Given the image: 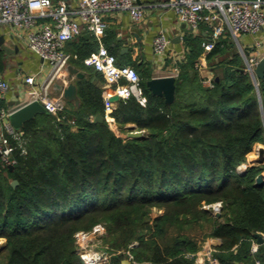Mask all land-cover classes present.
Returning <instances> with one entry per match:
<instances>
[{
    "label": "trees",
    "instance_id": "16d2710c",
    "mask_svg": "<svg viewBox=\"0 0 264 264\" xmlns=\"http://www.w3.org/2000/svg\"><path fill=\"white\" fill-rule=\"evenodd\" d=\"M226 37L207 54L212 87L193 66L204 34L189 38L193 71L180 64L171 102L153 94L150 75L133 65L146 103L119 98L111 115L120 127L135 123L139 136L116 134L103 89L82 80L73 115L63 107L22 123L26 153L14 147L11 168L0 158V264H120L124 257L129 264H193L188 253L207 236L222 239L213 251L219 264H251L249 248L239 245L264 231V152L249 158L264 134V75L254 78ZM77 51L81 60L89 54ZM97 113L102 120L90 117ZM214 202L219 215L204 205ZM97 222L107 228L109 255L89 262L74 234Z\"/></svg>",
    "mask_w": 264,
    "mask_h": 264
},
{
    "label": "built area",
    "instance_id": "2783aa9c",
    "mask_svg": "<svg viewBox=\"0 0 264 264\" xmlns=\"http://www.w3.org/2000/svg\"><path fill=\"white\" fill-rule=\"evenodd\" d=\"M33 3L39 7L31 8ZM166 5L181 21L195 29L204 24L210 33L202 41L203 53L195 61L196 67L204 65V54L220 38L225 37L228 31L244 55L245 68L253 75L254 66L264 53L246 55L239 43V36L256 35L264 28V0H167ZM112 11H125L138 21L143 15V4L139 0H75L74 4L66 0H47L46 3L45 0H0V21L21 29L27 48L49 67L44 80L38 85L34 84V73L30 72L25 76L26 83L30 85V100H38L47 111L54 114L64 107L61 96L51 95V85L70 60L78 57L77 53L65 49L66 42L80 35L82 31H87L98 39L99 45L84 56L82 62L94 66L104 78L102 94L106 120L110 123L114 121L111 112L115 103L109 99L114 94L119 98L133 95L141 104L146 103L141 76L136 68L132 64L118 63L116 55L102 40L107 26L104 16ZM39 18L44 20L40 21ZM256 42L258 43L257 39ZM170 43V36L162 29L153 36L152 49L154 53L165 57ZM180 70V61L171 59L166 75L177 78ZM201 81L209 87L214 83L212 74L206 72L202 74ZM9 87L8 79L0 72V96ZM14 109L0 103V158L6 166L16 162V157L12 155L14 147H18L22 153L27 151L26 137L9 120V114ZM11 140L15 142L12 143ZM259 233L264 241V231ZM253 246L255 249V244ZM213 250L207 246L188 255L196 257L197 264H219ZM127 253L131 256L129 251ZM91 260L99 261L100 258L92 257Z\"/></svg>",
    "mask_w": 264,
    "mask_h": 264
},
{
    "label": "crops",
    "instance_id": "0c3cea01",
    "mask_svg": "<svg viewBox=\"0 0 264 264\" xmlns=\"http://www.w3.org/2000/svg\"><path fill=\"white\" fill-rule=\"evenodd\" d=\"M66 1L71 4L75 3V0ZM139 1L143 4V15L138 21H135L129 13L125 11H112L104 16L107 26L102 40L105 45L115 53L117 62L121 64H132L142 73H148L150 75L149 78H151L152 76L166 75L170 69L171 59H176L180 61L182 66L184 64L191 74L193 70L189 66L190 62H187V56L189 58L190 51L188 40L189 38H194L199 31L203 32V39H207L210 33L206 25L201 24L195 29L189 24L181 21L176 13L166 5L167 0ZM39 20L43 21L44 18H39ZM162 29L165 30L171 38L169 50L165 57L159 53H154L152 49L153 36ZM0 35H2L0 40V72L10 83L9 89L0 96V103L10 108H16L30 100L28 92L30 85L26 83L25 76L30 72L34 73V84L38 85L44 80L49 67L45 61L27 48L24 32L21 29L14 27L10 23L0 21ZM226 36V38L231 37V40L237 46L243 63L245 64L244 55L239 49L236 40L228 31ZM79 37H82L83 40L81 41ZM239 43L246 55H251L256 52L264 53V28L256 35L241 34L239 36ZM201 44L202 40L200 42V45ZM98 45L99 41L93 34L82 31L78 37L66 42L65 49L71 53H77L78 49L86 53L87 51L90 52L96 49ZM208 52L209 51L204 54V65H202V67L198 68L195 65V61L198 58L194 61L193 66L199 77L206 72L211 73L214 78L213 63L207 59ZM202 53L203 48L199 52L198 57H200ZM69 63L75 65L83 73L82 77H78L75 74L72 75L71 80L74 83L77 84L80 80L94 82L103 89L105 84L104 78L100 71L94 66L84 64L80 58H72ZM66 75L67 71L64 69L61 75L53 81L50 93L52 96H61L67 114L71 113L73 115L80 102L78 88H76L77 100H75L64 97L62 90L58 87L60 83H68L69 80L66 79ZM115 102L116 101H114V103ZM44 112H46V109L38 110L34 112L33 116L40 117ZM51 114L54 113L51 112ZM95 115H91L90 117L94 119ZM112 124H114L112 127L113 129L110 128L114 131L117 128H121L115 120L109 125ZM72 127L76 128V126ZM123 127H126L127 130L136 129L133 122H127ZM115 133L117 134V131H115ZM221 242L222 239L218 236H207L201 241V246L197 251L207 246L212 247L214 249L213 251H215L217 245ZM254 244L256 246L255 249L253 246ZM260 245L264 247V241H260L254 235L239 246L242 248V251H244V247L249 248V252L253 257L251 264H256V262L258 264H264V253L263 255H257ZM237 247L238 245L235 244L233 250L236 251ZM194 262H196V257L194 258ZM237 264H246V262L239 259Z\"/></svg>",
    "mask_w": 264,
    "mask_h": 264
},
{
    "label": "water",
    "instance_id": "95a60500",
    "mask_svg": "<svg viewBox=\"0 0 264 264\" xmlns=\"http://www.w3.org/2000/svg\"><path fill=\"white\" fill-rule=\"evenodd\" d=\"M1 38L2 35H0V40ZM65 70L67 71L66 79H68L69 81L66 84L63 83L58 84V87L62 90V94L64 97L77 100V93H76L77 84L74 83L71 80V78L73 74H75L78 77H82L83 73L72 63H68L65 66ZM253 72H254L253 73L254 78L255 76L262 77L264 75V55H262L258 60V62L255 64ZM146 84L153 94L163 95L167 102H171L175 97V77L172 75L152 76L151 78L147 79ZM109 99L111 101H117L119 99V96L114 94L110 96ZM38 110H45L42 103L39 102L38 100H29L26 103L16 107L9 114V120L14 127L19 128L25 120L31 118L34 112ZM94 119L102 120L103 115L97 113ZM141 134L142 131H140L139 129H129L124 133V136L133 137V136H139ZM262 149L263 148H260L259 152L264 151V149L263 150ZM12 166L13 165H8V167L10 168ZM261 180H262V175L257 174L255 181L259 183L261 182ZM16 183H17V179H12L11 184L15 185ZM215 214L219 215V211L215 210ZM254 235L260 241H263L262 236L259 232H255ZM129 263H130V259L128 257L122 258L120 262V264H129ZM194 264L197 263L194 262Z\"/></svg>",
    "mask_w": 264,
    "mask_h": 264
},
{
    "label": "rangeland",
    "instance_id": "374dc122",
    "mask_svg": "<svg viewBox=\"0 0 264 264\" xmlns=\"http://www.w3.org/2000/svg\"><path fill=\"white\" fill-rule=\"evenodd\" d=\"M111 123H113V122H111ZM109 124H110V122L108 121V125ZM109 126L112 128L114 126V124L109 125ZM115 128H117V127H115ZM135 128H136V124H135ZM128 130L126 127L122 126L121 128H117L115 131H117V134L125 137L124 133ZM140 131H142V130H140ZM142 133H143V131H142ZM260 148L264 149V134H263L262 142H259L255 145V150L253 153H251L252 155H250L249 158L262 155L263 153H261V151L259 152ZM262 152H264V151H262ZM238 167H241V168L238 169ZM242 168H243V163H239L236 166V169L238 171H240ZM204 205L206 207L207 206L211 207L213 210L219 211L220 202H214L211 205H208V204H204ZM158 211L159 210L156 209V207H153L152 213H156ZM74 235H75V242L77 245V249H78L79 253L81 254V256L86 261L97 262V261L91 260L92 257L87 255L88 252H95L96 256H98L100 258V260L106 258L109 255V251L106 250L107 243L105 241V236L107 235V228L103 222H97L90 229H79L75 232ZM4 241H5V238L0 237V248L3 245ZM135 243H137V241L132 242V244H135ZM0 256H1V251H0Z\"/></svg>",
    "mask_w": 264,
    "mask_h": 264
},
{
    "label": "bare ground",
    "instance_id": "6f19581e",
    "mask_svg": "<svg viewBox=\"0 0 264 264\" xmlns=\"http://www.w3.org/2000/svg\"><path fill=\"white\" fill-rule=\"evenodd\" d=\"M251 158H254V157H251ZM87 255L92 256V257H97L95 252H88Z\"/></svg>",
    "mask_w": 264,
    "mask_h": 264
},
{
    "label": "clouds",
    "instance_id": "9594fccd",
    "mask_svg": "<svg viewBox=\"0 0 264 264\" xmlns=\"http://www.w3.org/2000/svg\"><path fill=\"white\" fill-rule=\"evenodd\" d=\"M46 2H47V0H45V3H46ZM30 7L33 8V9H35V8H38L39 5L33 3V4L30 5Z\"/></svg>",
    "mask_w": 264,
    "mask_h": 264
}]
</instances>
